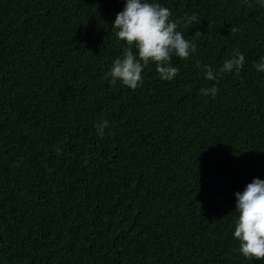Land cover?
Returning a JSON list of instances; mask_svg holds the SVG:
<instances>
[{
  "label": "trees",
  "instance_id": "trees-1",
  "mask_svg": "<svg viewBox=\"0 0 264 264\" xmlns=\"http://www.w3.org/2000/svg\"><path fill=\"white\" fill-rule=\"evenodd\" d=\"M159 3L201 36L173 80L149 63L128 89L105 75L123 0H0V264H252L231 233L234 193L264 179V8Z\"/></svg>",
  "mask_w": 264,
  "mask_h": 264
},
{
  "label": "clouds",
  "instance_id": "clouds-1",
  "mask_svg": "<svg viewBox=\"0 0 264 264\" xmlns=\"http://www.w3.org/2000/svg\"><path fill=\"white\" fill-rule=\"evenodd\" d=\"M256 3L264 8V0H256ZM170 16L169 8L160 4L159 0H123L122 9L108 26L123 48L122 56L113 59L105 73L110 78V84L119 83L128 89H135L142 81V70L149 63L155 65L160 80L175 78L178 68L170 63L171 58H188L195 51L201 33L197 30L191 39H187L178 30L181 20L185 26L197 25L194 13L178 19H171ZM243 64L244 54L233 50L218 73H238ZM196 66L205 80L217 79L218 73H214L209 65L197 62ZM254 68L264 73V55L258 57ZM199 92L215 96L217 88L213 83L210 87H202ZM107 126V120L94 125L97 135L103 136ZM55 150L59 152L60 148ZM234 198L235 217L231 235L238 242L239 254L254 264V261L264 258V179L254 177L242 191L234 193Z\"/></svg>",
  "mask_w": 264,
  "mask_h": 264
}]
</instances>
